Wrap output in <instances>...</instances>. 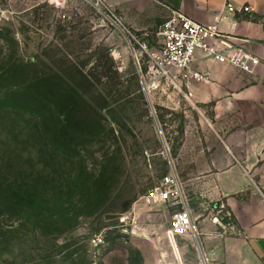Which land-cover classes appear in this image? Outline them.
<instances>
[{
  "label": "rangeland",
  "instance_id": "1",
  "mask_svg": "<svg viewBox=\"0 0 264 264\" xmlns=\"http://www.w3.org/2000/svg\"><path fill=\"white\" fill-rule=\"evenodd\" d=\"M93 1L0 0V264H165L172 252L173 210L144 197L172 162L182 180L195 171L183 145L199 114L177 88L150 86L146 60L137 64L125 32ZM134 16L150 23L140 31L156 46L166 18L157 26L150 12ZM27 63L44 125L22 93ZM34 185L44 207L28 209ZM186 186L201 233L215 203ZM180 237L203 264L196 238Z\"/></svg>",
  "mask_w": 264,
  "mask_h": 264
},
{
  "label": "crops",
  "instance_id": "2",
  "mask_svg": "<svg viewBox=\"0 0 264 264\" xmlns=\"http://www.w3.org/2000/svg\"><path fill=\"white\" fill-rule=\"evenodd\" d=\"M105 1L120 10L144 39L150 40L140 30L150 23L138 21L134 14L150 12L154 24L160 26L179 11L199 23L217 24L232 45L243 46L260 58L259 66L249 73L197 50L193 68L207 79L192 82L191 97L187 89L182 92L199 114L196 126L185 130L189 138L183 146L195 152L189 157L195 161V171L183 181L197 196L200 189L205 190L203 195L215 206L223 204L233 219L226 231L213 222L203 224L200 242L207 264H264V0ZM229 3L234 4L235 12L227 9ZM248 5L252 13L242 12ZM210 44L214 46L216 41ZM172 89L162 87L170 94ZM176 243L183 261L200 263L198 255L189 257L190 246L184 238L178 237ZM176 243H170L172 252L166 250L165 264L186 263L179 261Z\"/></svg>",
  "mask_w": 264,
  "mask_h": 264
},
{
  "label": "built area",
  "instance_id": "3",
  "mask_svg": "<svg viewBox=\"0 0 264 264\" xmlns=\"http://www.w3.org/2000/svg\"><path fill=\"white\" fill-rule=\"evenodd\" d=\"M50 1L60 7L68 2V0ZM93 3L95 6L103 7L105 17L112 23L118 24L125 32L137 64L141 66V61L146 60L147 76L150 86L154 89L163 86H172L181 92L187 89V95L191 97L192 82L207 79L206 74L193 68L196 52L199 49L209 52L219 62L230 63L249 73L254 72L261 62L257 55L249 52L245 47L232 45L231 38L223 35L217 24H202L182 12L175 11L158 29V43L155 46L151 40L144 39L127 28L115 9L105 0H94ZM227 9L231 12L236 11L232 3L227 5ZM252 11L253 8L249 5L242 8L244 13H252ZM211 40L216 41V45H211ZM217 44L223 47H218ZM144 200L148 203H164L173 210L171 223L166 230L169 242L173 244L180 236L192 235L199 242L204 258L203 264H207L186 186L173 162ZM215 209L217 214L212 222L224 231L228 230L232 225L230 213L225 210L223 204L215 206ZM226 218L228 222L225 221Z\"/></svg>",
  "mask_w": 264,
  "mask_h": 264
},
{
  "label": "trees",
  "instance_id": "4",
  "mask_svg": "<svg viewBox=\"0 0 264 264\" xmlns=\"http://www.w3.org/2000/svg\"><path fill=\"white\" fill-rule=\"evenodd\" d=\"M24 70H25L24 71L25 73L28 72L27 75H28L29 84L28 83L26 84V86H25L24 90L22 91V93H25L27 95V104H30L31 106H33V108H32L33 110L31 112H29L30 114L33 115V114H35L34 111H35V108H36V106H34V103H36V100L34 98V93H35L36 87H37L36 82L38 80V74H37V71L35 69V64L34 63L24 64ZM31 71L33 72L32 74L29 73ZM36 105H37V103H36ZM37 111H40L41 115L37 114V115H33V117L36 118L39 115V117L37 119H40L41 120V122H40L41 125H44V123L47 121L48 117H46L47 115L43 112V110H37ZM65 162H66V164H68L67 160H65ZM36 188L37 187L35 185L31 188V191L33 190L35 192L30 194V197L28 198V201L26 200V203L28 205H25L24 207H28V209L36 207V205H42V207H44V203H43V200L41 199V196L40 197L37 196V189ZM2 189L3 188L0 185V192L2 191ZM1 197H0V208L3 207V206L5 207L7 205L6 203H4L5 205L1 204L2 203ZM23 202H24V200L21 201V203H23ZM14 206L21 207V204H16ZM225 221L228 222L229 221L228 218H226ZM231 222L233 223V219L231 220Z\"/></svg>",
  "mask_w": 264,
  "mask_h": 264
},
{
  "label": "bare ground",
  "instance_id": "5",
  "mask_svg": "<svg viewBox=\"0 0 264 264\" xmlns=\"http://www.w3.org/2000/svg\"><path fill=\"white\" fill-rule=\"evenodd\" d=\"M178 259L181 260V259L179 258V255H178ZM178 264H179V262H178Z\"/></svg>",
  "mask_w": 264,
  "mask_h": 264
}]
</instances>
